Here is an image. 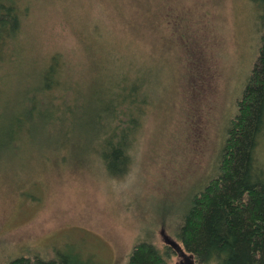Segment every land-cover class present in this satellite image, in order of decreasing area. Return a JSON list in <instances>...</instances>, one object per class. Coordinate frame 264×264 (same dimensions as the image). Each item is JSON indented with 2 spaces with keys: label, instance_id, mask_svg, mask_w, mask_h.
<instances>
[{
  "label": "rangeland",
  "instance_id": "374dc122",
  "mask_svg": "<svg viewBox=\"0 0 264 264\" xmlns=\"http://www.w3.org/2000/svg\"><path fill=\"white\" fill-rule=\"evenodd\" d=\"M27 1L17 58L0 70V264L61 256L126 264L140 241L180 245V219L214 174L261 47L258 8L250 0ZM54 56L61 71L46 83ZM135 72L132 86L142 81L135 92L148 106L132 111L139 128L129 133L128 171L109 169L93 141L98 114L115 105L114 87L129 96L121 80ZM47 85L55 91L42 95ZM16 119L22 132L11 141ZM258 156L264 164V149ZM169 264L182 260L174 253Z\"/></svg>",
  "mask_w": 264,
  "mask_h": 264
},
{
  "label": "trees",
  "instance_id": "16d2710c",
  "mask_svg": "<svg viewBox=\"0 0 264 264\" xmlns=\"http://www.w3.org/2000/svg\"><path fill=\"white\" fill-rule=\"evenodd\" d=\"M250 1L260 13L261 47L242 96L237 100L236 114L227 123L214 174L191 196L177 228L178 243L195 264H264V164L258 156V151L264 149V0ZM27 2L0 0V70L17 58L16 42ZM58 59L54 56L48 62L46 83L51 75L61 71ZM139 76L135 72L132 78L121 82L131 87L139 82ZM142 84L141 81L139 87L132 86L128 97L120 94L122 84L114 87L115 105L98 114L93 141L95 138L101 147L99 150L104 154L100 160L109 169V165H121L127 172L132 164L128 154L132 144L129 133L139 128L132 111L148 106L145 96L141 103L138 101ZM53 87L44 86L40 92L51 93L55 91ZM145 113L140 111L139 116ZM22 121L16 119L17 129L12 131L13 126L9 124L7 132L13 140L15 133L22 132ZM173 254L167 245L158 250L151 242L140 241L133 247L126 264H169ZM9 264L87 263L61 256L56 260L18 258Z\"/></svg>",
  "mask_w": 264,
  "mask_h": 264
},
{
  "label": "water",
  "instance_id": "95a60500",
  "mask_svg": "<svg viewBox=\"0 0 264 264\" xmlns=\"http://www.w3.org/2000/svg\"><path fill=\"white\" fill-rule=\"evenodd\" d=\"M165 244L182 260V264H195L192 257L187 254L183 247L168 238H164Z\"/></svg>",
  "mask_w": 264,
  "mask_h": 264
}]
</instances>
